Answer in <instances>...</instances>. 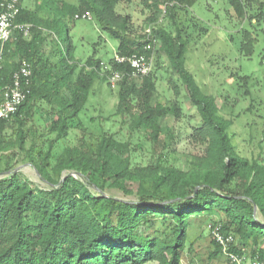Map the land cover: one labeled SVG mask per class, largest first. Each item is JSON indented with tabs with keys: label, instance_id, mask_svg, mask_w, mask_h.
<instances>
[{
	"label": "trees",
	"instance_id": "obj_1",
	"mask_svg": "<svg viewBox=\"0 0 264 264\" xmlns=\"http://www.w3.org/2000/svg\"><path fill=\"white\" fill-rule=\"evenodd\" d=\"M23 1L18 0L16 22L32 25L31 38L27 40L22 33L15 32L6 43L0 63V93L11 84L22 61L31 65L30 92L10 119L0 121V133L9 121L22 127L32 118L35 107L44 103L45 128L56 133V140H62L83 110L93 82L99 78L108 82L98 73L101 61L88 58L83 66L74 62L70 43L62 50L64 55L57 51V64L49 66L42 50L44 39L36 29L41 25L40 19L37 12L24 8ZM225 1L233 16L244 25L240 30L239 53L249 58L259 33L264 42V29L253 30L252 35L248 28L255 25L245 24L264 22V0ZM131 2L76 0L69 4L64 0H41L43 9L51 6L56 25L42 26L57 33L59 19L72 21L75 14L89 12L100 30L118 41L117 56L149 57L152 50L144 47L154 46L155 39L156 53L167 60L198 112L200 125L191 137L204 146V153L192 156L186 169L166 165L160 158L144 167H131L126 144L102 136L87 148L66 147L51 166L50 143L38 165L33 164L49 184L48 189L33 187L20 173L5 167L0 170L7 173L0 178V264H180L188 252L187 227L190 219L197 217H215L210 223L220 225L224 235L233 236L235 244L230 252L246 256L238 241L249 240L253 246L249 259L264 258V165L250 163L235 153L227 133L230 122L217 115L214 98L200 91L186 69V41L181 38L180 29L176 28L175 36L160 26L152 29V37L139 34L130 25V15L116 11L118 5ZM142 2L149 12L150 24L157 23L161 14L174 23L177 10L187 11L198 0ZM107 64L114 71H130L127 64L112 59ZM154 79L151 74L141 80L125 75L116 84V112L131 116L133 126L156 144L165 132V119L178 114L174 106L153 102ZM241 80L246 84L247 77ZM24 140L20 131L17 142ZM36 153L41 155L40 150ZM30 161L33 162L32 158ZM97 181L133 195L134 199L104 196ZM92 189L99 192L94 194ZM213 244L216 251L209 260L222 254L220 246Z\"/></svg>",
	"mask_w": 264,
	"mask_h": 264
},
{
	"label": "rangeland",
	"instance_id": "obj_2",
	"mask_svg": "<svg viewBox=\"0 0 264 264\" xmlns=\"http://www.w3.org/2000/svg\"><path fill=\"white\" fill-rule=\"evenodd\" d=\"M41 0H24L27 11L37 12L41 25L36 29L41 31L44 39L42 50L49 61V66L58 62L57 51L70 43L73 47V60L83 66L91 58L108 63L116 55L118 41L106 32H102L96 21L63 20L56 24L58 31L42 25H53V10L51 6L43 9ZM59 1V0H53ZM75 4L76 0H64ZM143 0H132L130 4H120L117 13L131 17L133 30L144 33L147 29L163 27L171 35H176V28L181 31V38L186 41L185 66L192 75L195 84L204 95L214 98L217 115L229 121L227 133L231 137L235 153L250 163L264 165V42L263 35L258 34L254 52L247 58L239 53L240 30L244 25L233 16V11L225 0H198L188 9L177 10L178 16L174 23L163 18L157 23H148V10ZM67 25V27L65 26ZM249 30L262 31L264 22L251 24ZM35 27V26H34ZM254 30V31H253ZM27 40L31 34L23 35ZM151 75L154 76L155 92L153 102L165 106H174L177 117H167L163 123L164 134L158 143L153 144L145 134L133 126V118L116 112L118 104L117 85L107 84L100 78L96 79L87 96L83 110L73 120V127L65 139L56 140V133L46 127L45 104L35 107L32 118L25 121L22 127L9 121L0 133V170L10 167L20 173L33 187L48 189L49 184L41 178L33 164L38 165L51 143L50 165L54 166L56 158L66 147H89L102 136H111L117 142L126 144V154L130 166L144 167L153 164L160 158L166 165L186 169L191 157L203 155L204 146L193 140V130L200 125V118L195 107L187 99L186 92L176 75L172 74L164 56L153 52ZM78 69L72 75L75 79ZM247 77L246 84L241 80ZM177 87V90L174 89ZM23 133L25 140L19 144L17 135ZM31 146L33 147L30 150ZM41 155H37V151ZM32 158L33 162L30 161ZM52 169V167H51ZM47 172L53 177L52 170ZM4 171V170H3ZM7 173L1 172L0 178ZM102 195L133 200V195L110 188L108 184L97 181ZM95 189V188H94ZM92 189L94 194L99 191ZM135 191V188H131ZM215 217H197L190 219L186 234L187 253L180 264H228L223 254L209 260L208 257L216 251L207 226ZM245 248V264L248 255L253 251L251 241H238ZM154 264V263H149Z\"/></svg>",
	"mask_w": 264,
	"mask_h": 264
},
{
	"label": "built area",
	"instance_id": "obj_3",
	"mask_svg": "<svg viewBox=\"0 0 264 264\" xmlns=\"http://www.w3.org/2000/svg\"><path fill=\"white\" fill-rule=\"evenodd\" d=\"M17 3L18 0H0V63L3 61V52L6 43L13 37L15 32L26 35L32 27L29 23H17ZM75 20H91L89 12L77 13L74 15ZM146 37H152L151 29L145 32ZM154 46L148 44L145 50H152L149 57L144 54H132L129 56L115 55L112 60L118 64H127L129 73L123 71H114L107 63L100 62L99 75L104 77L109 84L116 85L126 75L129 78L141 80L148 76L152 70V54L157 49L156 40L152 39ZM89 69H94L89 67ZM32 75L31 65L22 61L17 71L14 72L11 84L5 87L0 93V121L8 120L14 115L22 103L26 100L30 92V80ZM207 229L211 238L216 242L222 254L226 257L228 264H245V256L238 255L229 251V248L235 244V239L231 234L224 235L220 230V225L209 224ZM247 264H264V258L248 259Z\"/></svg>",
	"mask_w": 264,
	"mask_h": 264
}]
</instances>
